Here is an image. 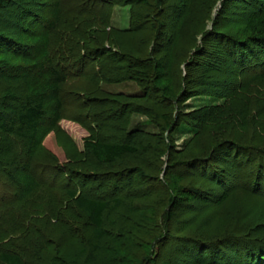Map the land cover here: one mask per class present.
I'll list each match as a JSON object with an SVG mask.
<instances>
[{
    "label": "trees",
    "instance_id": "16d2710c",
    "mask_svg": "<svg viewBox=\"0 0 264 264\" xmlns=\"http://www.w3.org/2000/svg\"><path fill=\"white\" fill-rule=\"evenodd\" d=\"M39 1L45 5L39 10L46 12L42 22L38 21L36 10L24 7L18 23L8 24L16 38L14 33L3 31L1 21L5 11L15 6L14 0H0V78L28 86L24 98L13 89H7L0 97V167L26 162L16 169V177H12L17 195L0 200V264H124L123 258L130 264H157L162 260L161 248L169 246L165 243L167 236L182 231V222L174 226L172 219L184 201L208 203L214 209L210 210L218 213L238 191L253 195L260 192L264 180V93L251 92L250 84L264 85V4L249 11L233 30H220L221 22L229 21L225 17L230 6L249 1L224 0L212 30L203 35L201 48L189 51L186 44L178 52L182 36L192 31L197 34L198 25L189 24L191 19L199 15V23L206 22L220 0H180L175 4L174 0H89L88 3L82 0L68 9L61 7V0ZM115 6L131 7L129 29L111 26ZM195 7H198L196 11ZM168 10L180 13L181 22L176 40L165 47L159 43L163 28L160 19L167 18ZM141 33L146 36L143 49L127 40ZM208 44L215 46L209 50ZM160 52L162 57L157 58ZM167 55L168 59L177 57L178 81L168 75ZM211 59L217 63L213 64ZM224 62L234 65V72L240 70L239 85L214 80V73L222 71L220 65ZM245 74L250 78L242 84ZM77 77L93 83L80 97L88 105L86 117L77 118L89 133L85 138L86 151L65 147L70 164L52 168L67 181L65 187L41 184L32 173L33 158L42 153L51 162L58 161L44 142L55 133L65 114V85ZM126 81L138 84L140 93L84 98L98 92L102 83ZM213 86L217 89L208 92L207 88ZM230 93L234 103L230 105L229 116L233 104H241L233 111L242 126L255 131L253 138L232 134V140L223 139L218 131L220 139L210 136L213 127L227 118L223 107L202 108L181 118L180 108L189 99L202 95L223 99ZM107 110L115 111L117 121L114 120L115 127L111 128L122 133L120 139L113 141L101 136L109 116L104 120L100 115ZM80 114L78 110L77 115ZM132 114L148 117L161 134L128 132ZM187 123L195 127V136L184 151L177 152L171 137ZM167 132L170 144L164 137ZM198 142L204 146L197 148ZM249 142L256 146L247 145ZM146 155L156 163L147 162ZM134 157L138 161L135 172L128 167L106 172L105 167L116 169L119 163L129 164L128 158ZM227 157H233L234 162L246 159L245 166L236 167L235 173H226L216 164L224 163ZM252 163H256L255 168H250ZM148 171L157 173V182L164 192L155 197L150 210L139 205L135 197L127 204L128 195L135 196L136 188L121 193L119 182L129 172L137 176V182L145 181ZM197 175L202 177V182L219 183L224 190L220 195L208 193L198 180L194 188L181 185ZM93 183L99 185L94 193ZM239 221L237 218L231 222L232 229L226 231H234ZM144 236L149 238L148 243ZM225 237L224 241H216L205 236L181 235L177 237V248L193 264H237L241 251L250 248L257 251L254 248L261 250L264 246V241L253 236L232 233ZM149 247L151 251L153 248L151 256L147 254ZM230 251L239 254H229Z\"/></svg>",
    "mask_w": 264,
    "mask_h": 264
},
{
    "label": "rangeland",
    "instance_id": "374dc122",
    "mask_svg": "<svg viewBox=\"0 0 264 264\" xmlns=\"http://www.w3.org/2000/svg\"><path fill=\"white\" fill-rule=\"evenodd\" d=\"M82 0H61V7L64 9L73 8L74 5H77L78 2H81ZM85 1V0H83ZM89 0H86L88 3ZM180 0H174L172 3L175 4L176 2H179ZM260 3V4H259ZM15 6L11 7L7 11H5L3 17H2V29L3 31H6L8 33H14L15 37H17L15 31L12 30L11 26L8 24H16L17 18L21 16V8H33L38 12V16L40 19L39 22H42L41 19L43 16H46L45 11L39 10L40 6H45L43 4L40 5L39 0H14ZM172 4V5H173ZM223 4L225 5L224 0H220L219 2H216V4L213 6V9L210 11V19L207 20L204 23H199V15L196 17L194 16V19H191V22L189 24L195 23L198 26V29H196L197 34H193L194 31H192L190 34L182 36L181 43L178 46L177 51L179 52L180 48L182 46L185 47L186 44L187 48H189V51H198L201 48L202 45V38L203 35H205V32H209L213 28V23L215 18L218 16L219 11L222 9ZM264 0H251L247 1L246 3L240 4L236 6L232 5L229 8V13L226 15L225 18L229 20L227 23L222 21L220 30H233L234 27L240 24L242 21V18L245 17V15L253 10L258 9L257 5L263 6ZM47 5V4H46ZM37 6V7H36ZM198 9V7H195V11ZM130 14H131V7L130 6H115L114 7V14L111 20V26L118 30H127L130 27ZM167 18L166 19H160V25L162 28V37H160L159 43L161 45H165V47H168L170 42L176 40V30L178 25H180V13H173L169 10L166 12ZM166 17V16H165ZM148 19L146 18V21ZM226 20V19H225ZM142 20H140L139 23H141ZM188 24V25H189ZM150 22L146 24V27L149 28ZM184 29V28H183ZM231 33H233L231 31ZM147 34V33H146ZM145 37L144 34L141 33L139 37L135 36H129L127 38L128 42H131L132 44H136L139 46V48L143 49L145 45ZM136 38V39H134ZM171 39V40H170ZM138 41L140 43H138ZM195 42V43H194ZM169 43V44H168ZM129 44V43H128ZM144 44V45H143ZM215 46V44H208L207 49H212ZM188 49H186L187 51ZM176 52V51H175ZM177 52V53H178ZM168 54V52H166ZM224 55L222 54L221 57ZM162 54L161 52L158 53L157 58H161ZM170 57V56H169ZM177 57L173 59H168L167 55V67H168V75L171 76L175 81H178V69L179 64L177 62ZM210 62H213V64H216L217 62L213 59L210 60ZM228 63V62H227ZM224 62L222 66L220 65L222 71L220 73H214L215 79L219 80L221 82L227 83L228 85L232 84H238L240 83L239 79L237 80V72L239 73L240 70L236 69V72H234L235 67L234 65H231V63L227 64ZM183 73L185 72V66L182 67ZM259 72V71H258ZM242 84L247 83L246 80H249L250 75L245 74L242 76ZM192 81V80H191ZM190 81V82H191ZM239 82V83H238ZM93 86V83H91L89 80L83 78V77H77L74 79L69 80V82L65 85L64 91L67 94L65 95L64 99V107H65V114L63 116V119L59 122V125L57 129L55 130V133H52L47 137V139L44 142V146L49 151L50 154L57 156L58 161H50L46 158H44L42 153H38L34 156L33 162H32V173L40 179L41 184L50 185V186H57L59 188L65 187L67 185V181L62 179L60 175H57L55 171L52 169L53 167H63L69 165V160L71 159L70 156L64 153L65 147L67 148H77L82 152H85V138L89 136V133L87 130L83 128L82 125H79V121H77L78 116H81L85 118L84 116L86 110H87V103L82 98H80L83 94L82 91H85ZM241 86V85H240ZM28 86L23 83H9L5 80L0 78V97L3 94L4 91H7V89H13L18 96L21 98H24L28 91ZM210 89L208 92H214L216 90V87H208L207 90ZM101 90V91H100ZM140 87L138 84H136L133 81H126L124 83L120 84H101L100 89L98 92H94L92 96L84 97L86 99L88 98H105V96L111 95H118V94H125V95H135L140 93ZM198 90V89H196ZM201 90V89H199ZM247 91V90H246ZM250 91H260L264 93V85L261 87L259 86V83L253 82L250 84ZM181 91H178V94H180ZM250 93V92H249ZM183 94V93H182ZM213 94V93H211ZM233 95L230 93L227 98H219L216 96H208V95H202L198 97H194L192 99H189L186 103H184L180 110H181V118L187 117L189 113L195 112L197 110H200L202 108H219L223 107L222 109L226 114V119L222 120L216 127H213V130L210 134L211 137H215L216 139H220L217 131L223 134L222 138H228L233 139V135L239 134V136H245V138H250L254 136L255 131L251 129V127H244L241 125L240 120L237 117L236 112L233 110L236 108V111L239 107H241V104L235 103L233 104L231 110L232 113L229 116L230 112V105L234 103L231 97ZM68 97V98H67ZM250 106V103L247 104ZM246 105V106H247ZM76 106V107H75ZM252 106V105H251ZM81 110H80V109ZM100 110L101 108L98 107ZM168 108V107H167ZM165 107V110H168ZM245 109V108H244ZM79 110V114L77 115V112ZM85 110V111H84ZM115 111L107 110L104 113H101V118L108 117L104 121V128L102 129L101 136H104L105 138L111 139V140H117L122 137V133H116L112 130V126L115 127V121H117ZM171 112V111H170ZM234 112V113H233ZM176 112L174 113V115ZM254 115V113H253ZM255 118V116H252ZM189 119V118H188ZM232 119V121H231ZM119 120V118H118ZM260 121V120H259ZM259 128L257 129L258 132L261 131V122ZM109 125V126H108ZM117 127V126H116ZM118 128V127H117ZM195 127L192 126L190 123L183 124L179 128H177L176 132L172 135V142L174 146L177 148V152H182L186 148L185 146L191 141V139L195 136L196 130ZM140 130L145 131L147 133L151 134H157L160 135V129L155 123H152L150 119L144 115L141 114H132L130 118V124L128 127V132ZM222 131H225L222 132ZM99 133V134H100ZM233 134V135H232ZM260 134V133H259ZM217 136V137H216ZM164 137L167 139L168 144H170V133L167 132L164 134ZM204 142V141H203ZM203 142H198L197 148H201L204 146ZM195 144V143H194ZM193 145V144H192ZM191 145V146H192ZM247 145L256 146L254 143L249 142ZM130 159V163L127 165L125 162L119 163V166L115 169L113 167H105L106 172H117L123 167H128V170L135 172L137 170V159L136 157L128 158ZM143 159V157H142ZM147 162L150 164L154 161V164L156 163V160L153 159L151 156L146 155ZM148 159V160H147ZM152 160V161H151ZM165 160V158H164ZM224 163L216 164L219 166L222 170L230 173H235L236 167L238 166H245L246 159H240L238 162H234L233 157H227L225 159ZM151 161V162H150ZM21 163V164H20ZM235 163V164H234ZM26 165V162L22 160V162H18L17 165H5L3 168L0 167V200L5 199L6 197H15L17 195V187L15 185L14 180L12 177H16V169L22 168ZM175 164L173 163L172 166ZM235 165V166H234ZM255 164H251L250 168H255ZM71 167V166H70ZM154 167V165L152 166ZM73 168V167H72ZM76 169V168H74ZM133 172H129L127 177L119 182V185H121V193L123 191L132 190L135 189V196L130 195L131 197H127L128 201L127 204H129L130 199H138L137 202L141 206H145L147 209L150 210V205L154 201L155 197L159 195L161 192H164V189L161 185L158 184L157 179V173H153L151 171L146 172L147 180L145 181H138L137 182V176L132 175ZM142 175V174H141ZM145 176V177H146ZM164 176V174H163ZM202 177L194 176L192 178H187L183 183H181L182 186H188V187H195L196 180L200 182L202 187L208 192V193H215L216 195H220L222 191L224 190V187L216 182H202ZM264 179V178H263ZM71 184V183H70ZM227 184V183H226ZM73 185V183H72ZM102 186V185H101ZM229 186V185H228ZM227 186V187H228ZM251 185H248V189ZM92 193L95 192L96 188H99L98 183H93L91 185ZM260 192H257V195L253 194H247L245 192L238 191L235 195L231 196L229 201L223 205L221 208L218 209V213L213 212V206L209 207L208 203L205 202H186L184 201L182 206L175 211V217L173 215V224L174 226L177 225V223L182 222L181 229L182 231L178 232H171L169 236H167V240L165 243H167L168 247L164 249V247L161 248V252H163L162 260L157 262V264H193V262L187 258L183 251H178V243L177 237L183 236H202L206 237L207 239L221 241L224 239H227L225 236H229L233 233L238 235H248V237H252L254 239L259 238V240L264 241V180L262 184V188L259 190ZM252 193H255V191H252ZM135 197V198H134ZM42 201V200H41ZM42 204V202H41ZM44 204V203H43ZM42 204V205H43ZM208 207V208H207ZM213 209V210H210ZM210 210V211H209ZM202 211V212H201ZM196 212H198L196 214ZM216 214V215H215ZM195 215V216H194ZM117 215L115 214L114 217ZM237 218H240V221L238 223L237 228L234 229V231H226L231 230L232 228L229 226L231 225V222ZM180 226V224L178 225ZM187 229V231H185ZM194 232V233H193ZM143 233V231H142ZM256 235V236H255ZM145 237V236H144ZM147 242H149V238L145 237ZM227 242H231L228 240ZM144 245V244H142ZM257 246V245H254ZM260 246V244H259ZM153 247V246H152ZM148 250L147 254L148 256H151L153 254V248L151 251V247ZM261 248L263 249H257V251H253L251 248L250 250L241 251L240 255L239 251H230L229 254H236L238 255L240 262H237V264H248L247 260L250 259L251 261L249 264H264V246ZM257 252V253H256ZM228 254V253H227ZM260 254V255H258ZM207 255V254H206ZM206 256V262L209 263L210 260H208ZM150 258V257H149ZM253 260V262H252ZM124 264H130L128 260L124 259Z\"/></svg>",
    "mask_w": 264,
    "mask_h": 264
}]
</instances>
